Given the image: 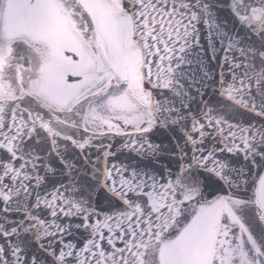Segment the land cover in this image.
I'll use <instances>...</instances> for the list:
<instances>
[{"label": "snow or ice", "instance_id": "obj_1", "mask_svg": "<svg viewBox=\"0 0 264 264\" xmlns=\"http://www.w3.org/2000/svg\"><path fill=\"white\" fill-rule=\"evenodd\" d=\"M0 264H264V0H0Z\"/></svg>", "mask_w": 264, "mask_h": 264}, {"label": "water", "instance_id": "obj_2", "mask_svg": "<svg viewBox=\"0 0 264 264\" xmlns=\"http://www.w3.org/2000/svg\"><path fill=\"white\" fill-rule=\"evenodd\" d=\"M193 70H195V66H193ZM239 163H243V161H242V160H240V161H239Z\"/></svg>", "mask_w": 264, "mask_h": 264}]
</instances>
